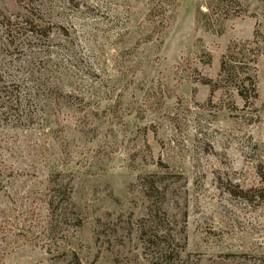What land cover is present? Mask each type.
I'll return each instance as SVG.
<instances>
[{
  "label": "rangeland",
  "instance_id": "1",
  "mask_svg": "<svg viewBox=\"0 0 264 264\" xmlns=\"http://www.w3.org/2000/svg\"><path fill=\"white\" fill-rule=\"evenodd\" d=\"M0 264H264V0H0Z\"/></svg>",
  "mask_w": 264,
  "mask_h": 264
},
{
  "label": "trees",
  "instance_id": "2",
  "mask_svg": "<svg viewBox=\"0 0 264 264\" xmlns=\"http://www.w3.org/2000/svg\"><path fill=\"white\" fill-rule=\"evenodd\" d=\"M2 88H7L6 86H0V94H5V95H8L9 94V92L8 91H1L2 90ZM259 192H261V193H264V187L263 188H260L259 190H258Z\"/></svg>",
  "mask_w": 264,
  "mask_h": 264
}]
</instances>
